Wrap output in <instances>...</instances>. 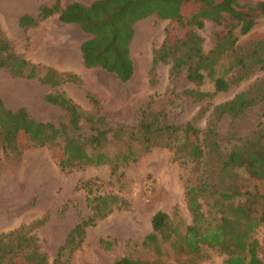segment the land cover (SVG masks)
<instances>
[{
  "label": "trees",
  "instance_id": "obj_1",
  "mask_svg": "<svg viewBox=\"0 0 264 264\" xmlns=\"http://www.w3.org/2000/svg\"><path fill=\"white\" fill-rule=\"evenodd\" d=\"M186 4L198 5L197 20L184 18L182 7ZM53 15L61 23L77 25L89 36L80 45L83 67L100 69L119 82H127L133 74L129 55L133 25L150 15L181 22L185 29L180 39L170 41L165 37L152 50L150 84L154 83L155 66L167 64L170 94L201 102L229 91L256 73H264V40L237 43L238 35L245 36L264 18V0L254 5H244L238 0H95L88 5L72 2L63 8L59 0H54L50 6L40 5L35 16H19L17 25L23 30L35 27ZM204 21L221 28L207 54L203 53L202 39L195 32ZM0 69L13 78L37 79L50 88L81 83L75 73L27 61L15 52L1 30ZM182 75L195 87L208 79L212 91L183 89L175 94ZM43 99L60 108L66 121L36 122L24 108H7L0 97V152L18 155L19 137L32 132L29 147L47 148L59 170L106 165L111 179L102 182L91 178L80 184L89 214L68 231L51 264H66L87 228L129 207L120 195L124 188L120 169L154 148L169 149L171 161L188 169L184 201L190 224L184 226L173 219L175 225L167 214L154 212L151 230L140 242L148 254L128 253L114 264H175L165 256L164 245L172 249L174 260L181 255L196 254L201 246H206L224 254V264H264V254L259 255L255 238L259 227L264 230V127L238 139L239 145L228 152L222 150L217 130L224 117L235 120L264 101V74L232 98L213 105L202 131L193 125L194 119L181 125L168 122L164 108L157 105L158 99L151 97L128 133L121 126L107 125L93 97H88L90 112L80 109L61 92L46 94ZM81 123L86 125L87 134L81 132ZM112 144L118 149L110 151ZM113 185H117L115 193L107 190ZM44 221L40 219L32 226ZM29 230L20 226L0 234V264H48L46 255L39 251L37 238ZM99 244L106 251L112 246L105 239Z\"/></svg>",
  "mask_w": 264,
  "mask_h": 264
},
{
  "label": "rangeland",
  "instance_id": "obj_2",
  "mask_svg": "<svg viewBox=\"0 0 264 264\" xmlns=\"http://www.w3.org/2000/svg\"><path fill=\"white\" fill-rule=\"evenodd\" d=\"M52 1L0 0V30L14 45L15 52H20L22 48L21 35L9 12L15 9L18 12L32 11L37 6L50 5ZM80 1L90 4L95 0ZM238 1L244 5H254L261 0ZM182 13L184 18L197 20L198 5H183ZM133 31L129 44L133 74L127 82H119L115 76L100 69H87L79 74L80 84L65 83L58 88H50L40 84L37 79L13 78L0 69L1 99L9 109L24 108L36 122L60 123L66 121L65 113L44 101L46 94L61 92L86 112L92 110L88 97H93L98 102L99 115L105 118L107 125L111 128L121 126L128 133L136 125L140 110L151 97L158 99L157 105L164 108L168 122L181 125L194 119L193 125L202 131L213 105L232 98L264 74L256 73L229 91L218 93L211 100L194 102L182 95H172L168 86L167 64L155 66L154 83H149L151 52L160 46L165 37L170 41L180 39L185 32L182 23L150 15L135 22ZM195 32L202 39L203 53L207 54L214 45L216 35L221 33V28L210 21H204ZM237 37L238 44L264 40V18L248 34ZM183 89L211 92L212 85L206 79L203 84L195 87L182 75L174 89L175 94ZM81 127V132L87 134L86 125L81 123ZM261 127H264V101L249 108L235 120L224 117L217 126L222 150L228 152L233 146L239 145L238 139L248 137ZM32 139V132L23 133L19 137L18 155L0 152V234L26 226L37 238L39 251L46 255L48 264H51L68 231L89 214L80 184L91 178L102 182L111 179L106 165L59 170L47 148L29 147ZM115 149H118L116 144L109 146L110 151ZM120 171L124 175L121 179L124 188L120 195L127 200L129 207L115 211L87 228L79 247L66 264H114L128 253L133 256L147 255L148 252L140 246V242L150 232V218L156 211L167 214L175 225L177 223L173 219L180 220L184 226L190 224L184 201L188 169L171 161L169 149L154 148ZM107 190L115 193L117 185ZM203 210L206 208L203 207ZM43 218L45 221L42 225L32 226ZM263 234V228L259 227L255 238L260 256L264 254ZM101 239L112 243L110 250L101 248ZM162 249L167 259L175 264H224L226 258L217 249L201 246L198 253L181 255L174 260L172 249L166 245Z\"/></svg>",
  "mask_w": 264,
  "mask_h": 264
},
{
  "label": "crops",
  "instance_id": "obj_3",
  "mask_svg": "<svg viewBox=\"0 0 264 264\" xmlns=\"http://www.w3.org/2000/svg\"><path fill=\"white\" fill-rule=\"evenodd\" d=\"M59 2L62 8L72 2L88 5L80 0H70L67 2L59 0ZM50 5L45 4L44 6ZM38 7L39 6L32 11L18 12V10L15 9L9 12V16L14 19L16 27L21 35L20 41L22 48L18 53L33 64L49 67L59 72H72L80 77L79 74H81V71L87 70L82 64L80 45L87 40L89 36L83 33L75 24H64L59 22L55 15L42 20L35 27H28L24 30L20 28L17 25L18 17L22 14L35 16ZM15 38H17V36ZM13 48H15L14 45ZM15 109L17 108L11 110Z\"/></svg>",
  "mask_w": 264,
  "mask_h": 264
}]
</instances>
